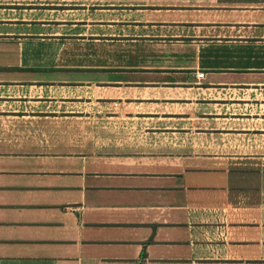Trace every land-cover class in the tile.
Here are the masks:
<instances>
[{
	"label": "crops",
	"instance_id": "crops-1",
	"mask_svg": "<svg viewBox=\"0 0 264 264\" xmlns=\"http://www.w3.org/2000/svg\"><path fill=\"white\" fill-rule=\"evenodd\" d=\"M0 264H264V0H0Z\"/></svg>",
	"mask_w": 264,
	"mask_h": 264
},
{
	"label": "built area",
	"instance_id": "built-area-1",
	"mask_svg": "<svg viewBox=\"0 0 264 264\" xmlns=\"http://www.w3.org/2000/svg\"><path fill=\"white\" fill-rule=\"evenodd\" d=\"M202 76H203V73H199V74H198V77H202Z\"/></svg>",
	"mask_w": 264,
	"mask_h": 264
}]
</instances>
